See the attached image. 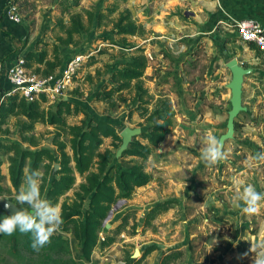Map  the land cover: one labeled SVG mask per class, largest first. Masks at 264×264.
Returning a JSON list of instances; mask_svg holds the SVG:
<instances>
[{"label": "rangeland", "instance_id": "374dc122", "mask_svg": "<svg viewBox=\"0 0 264 264\" xmlns=\"http://www.w3.org/2000/svg\"><path fill=\"white\" fill-rule=\"evenodd\" d=\"M74 1L17 0L23 19L18 26L21 29L19 39L6 35L4 38L0 31V97L6 91L4 79L7 81L12 52L25 57L29 51L47 50L51 59L57 45L63 60L61 68L76 55L83 54L87 59L74 79L69 95L92 102L96 117L114 124L120 133L127 127L147 130L150 127L147 119L154 101L147 106L149 113L142 117L143 109L138 110V104L133 102L134 89L115 95L112 99L114 106L96 102L101 90L113 87L110 77L107 78L110 75L108 71L121 68L134 55L133 49L123 46L133 45L145 48L149 60L146 73L152 67L150 74L145 73V88L155 99L160 96L169 98L177 115L172 133L144 162L153 181L137 189L131 200L117 209L114 207V215L107 222L110 229L105 227L101 231L100 239L103 241L110 232L114 235L124 219L127 220L112 246L102 248L99 245L88 263L81 258L74 237L62 232V224L52 236L66 239L72 257L80 264H132L128 258L136 251L141 253L136 259L141 261L139 264H161L163 257L172 250L183 253L182 258L172 264H253L254 253L249 251L251 244H264V202H261L257 213H243L232 199L236 188L233 181L241 180L254 185L258 192H264V161L252 160L256 153L264 152V102H252L248 96L245 97L244 105L248 111L238 116L235 137L227 141L223 148L227 158L208 166L200 158L202 141L209 132L218 140L227 132L228 113L232 108L229 90L220 84H206L205 74L211 63L213 72L218 69L213 62L220 57V53L213 61L209 59L211 54L200 38L196 40L195 52L182 59L184 62L178 66L180 56L176 54V46L180 47L179 43L161 39L157 34V31H167L163 30V26L170 33L175 26L173 24H178V21L187 25L186 12L176 6V1L80 0L78 6H74ZM127 10L138 24L145 26V36L118 35L115 23ZM88 12L94 15L90 33L76 36V43L70 46H62L57 41L58 37H65L59 27L60 21L69 24L71 13L82 14L88 24ZM101 15L103 18L100 20ZM168 36L171 37V34ZM7 42L13 46L6 54L3 49L8 47L5 46ZM148 55L153 59L150 60ZM92 60L96 61L95 65L88 66ZM83 119V115L70 117L68 123L79 125ZM16 124V119L10 121L11 132L7 136L0 135V142L21 143L29 148L18 136ZM55 132L54 127L36 126L34 135L40 141V148L55 151L52 144ZM111 144V139L105 140L102 150H114ZM67 153L72 156L70 149ZM0 161H3L0 171L3 176L1 186L4 188L0 198L14 202L20 209L27 208L28 205L15 199L17 192L8 176V154L0 151ZM130 161L141 163L134 157L120 162L124 167H131ZM81 183L82 179L78 177L69 197H73ZM166 200L174 201L172 209L157 217L151 226H146L149 210ZM148 247H155L156 250L144 257ZM0 264H17L1 246Z\"/></svg>", "mask_w": 264, "mask_h": 264}, {"label": "trees", "instance_id": "16d2710c", "mask_svg": "<svg viewBox=\"0 0 264 264\" xmlns=\"http://www.w3.org/2000/svg\"><path fill=\"white\" fill-rule=\"evenodd\" d=\"M79 1L75 0L74 6H78ZM1 2L0 21L6 18V4ZM88 14V24L85 23L82 14L71 13L69 24L60 21L59 27L65 37H58L57 41L62 46H70L76 43V36L83 37L90 33L94 15L89 12ZM102 18L103 15L99 17L100 20ZM10 25L13 27V32L6 30L4 36L19 39L17 28L20 25L16 26L14 23ZM115 29L118 35L132 37H143L147 32L145 26L133 19L129 10L120 15L115 23ZM123 47L133 49L134 55L121 68L113 72L108 71L113 87L110 90L107 88L101 90L96 101L114 106L112 99L115 95L134 89L133 102L138 104V110L143 109L142 117L149 113L147 106L152 105L154 101L153 109L147 119L150 127L142 130L141 135L134 139L122 156V159L127 157L140 159L141 163L130 161L131 167L122 166L120 162L122 159H116L117 150L122 144L118 128L92 115L70 98L66 101H58L49 107L45 106L47 104L45 96L29 103L19 95H14L1 102L2 96L9 90L8 81L5 79L6 91L0 97V135H9L10 121L16 119L18 136L22 143L29 146L25 148L21 143L0 142V151L8 154V176L13 189L19 191L24 182L26 168L38 169L41 173V198L60 206L62 232L74 237L78 242L81 258L88 263L91 262L93 253L99 245L108 248L116 242V235L120 234L127 220L124 219L114 235L110 232L102 241L100 234L105 229L110 212L121 201L131 200L137 189L153 181L152 175L145 169L144 162L166 140L176 125L177 112L171 100L161 96L155 99L145 88L144 76L149 67L145 48L133 45ZM256 50L258 51L257 48ZM12 54L17 58L19 56V53L12 52ZM52 54L53 58L49 59L47 50L29 51L25 55L26 66L42 76L53 75L63 65V60L57 45ZM95 63L96 61L92 60L88 66H94ZM35 65L38 68L34 69ZM79 115L84 116L79 125L68 123V118ZM39 124L55 128L56 132L52 139L55 151L40 148V141L34 135ZM107 139L112 140L111 147L115 148L114 150L111 148L102 150ZM68 149L72 152V156L67 153ZM2 165L3 161H0V167ZM55 165L59 166L57 171ZM78 177L82 179V183L71 198L68 194L75 188ZM2 178L0 171V195L4 192L1 186ZM173 204V200H166L154 205L147 214L146 226H151L157 217L172 209ZM6 215L0 207V218ZM31 241V233H22L18 230L12 235L0 233V246L17 264H80L72 257L69 242L61 236H51L50 242L39 251L33 250ZM155 250V247H148L144 257ZM170 252L163 257L161 264H172L183 256L178 250ZM128 260L132 264L141 262L133 259V256H129Z\"/></svg>", "mask_w": 264, "mask_h": 264}, {"label": "crops", "instance_id": "0c3cea01", "mask_svg": "<svg viewBox=\"0 0 264 264\" xmlns=\"http://www.w3.org/2000/svg\"><path fill=\"white\" fill-rule=\"evenodd\" d=\"M173 1L177 2L176 6H178V8L186 12L187 25L179 23L178 21V24H173V26H175L170 33H167L169 32L168 29L163 26V30L167 31H157V34L160 35L159 38L161 39H171L172 42L179 43L180 47L176 46V54L180 56L178 57V66L184 62L182 59H187L195 52L194 50L197 48L198 44L196 40L201 38L206 44L207 51L211 54L209 59L213 61L220 53V57L216 59V62H213L218 66V69L213 72L211 63L208 72L205 74V78L207 79L206 84L208 82L215 85L220 84L229 90L227 85L232 80V74L230 70L227 69L226 65L230 60L237 59L242 66L254 70L249 76L250 78L246 77L245 79L243 98L245 99V97L248 96L249 100L252 102L253 100L264 102L263 56L256 50L254 45L244 43L236 29L237 22L247 19H255L264 27V0ZM1 3H5V1L2 0ZM1 22L3 29L1 28ZM10 24L12 23L5 17L0 21V31L3 37L6 30L13 32V27ZM17 30L19 37L21 29L17 28ZM167 34H171V37ZM5 46L8 47L4 48L3 51L7 54L13 45L10 46L7 42ZM147 53L150 52L148 51ZM10 59L11 63L7 62L9 64H7L8 67L16 61L17 57L13 56ZM191 63H189V66H191ZM148 70L150 71L146 73V75L152 72V67ZM221 79L222 81H220ZM68 98L75 104L83 106L92 115L96 116L95 108L93 104H91L92 102L74 98L72 95H69Z\"/></svg>", "mask_w": 264, "mask_h": 264}, {"label": "clouds", "instance_id": "9594fccd", "mask_svg": "<svg viewBox=\"0 0 264 264\" xmlns=\"http://www.w3.org/2000/svg\"><path fill=\"white\" fill-rule=\"evenodd\" d=\"M203 147L200 158L208 165L213 166L227 158L220 141L211 133H207L202 141ZM252 160L264 161V152L256 153ZM24 182L21 184L15 199L27 208H18L12 215L0 218V233L12 235L17 230L22 233H31V247L35 251L42 249L50 242L51 236L62 224L61 211L47 199L41 198V173L38 169L26 168ZM236 185L233 201L245 214H255L259 211L261 202H264V192H258L254 185L246 184L234 179ZM2 200V199H0ZM5 207H12L6 204ZM253 255V264H264V244L252 245L249 250Z\"/></svg>", "mask_w": 264, "mask_h": 264}, {"label": "built area", "instance_id": "2783aa9c", "mask_svg": "<svg viewBox=\"0 0 264 264\" xmlns=\"http://www.w3.org/2000/svg\"><path fill=\"white\" fill-rule=\"evenodd\" d=\"M3 1L6 4V18L16 25L21 24L23 19L17 0ZM236 29L241 40L248 45H254L262 54L264 61V27L261 23L255 19L242 20L236 23ZM148 56L150 60L153 59L151 55ZM86 60L83 54L76 55L55 74L42 76L29 69L26 66L25 57L19 55L7 69L9 90L2 96L1 102L14 95H19L29 103L45 96L47 98L46 105L49 106L64 100L69 96V92L74 86V79L79 75Z\"/></svg>", "mask_w": 264, "mask_h": 264}, {"label": "water", "instance_id": "95a60500", "mask_svg": "<svg viewBox=\"0 0 264 264\" xmlns=\"http://www.w3.org/2000/svg\"><path fill=\"white\" fill-rule=\"evenodd\" d=\"M226 67L227 69L230 70L232 74V80L227 85L228 89L231 92L230 103H231L232 108L228 113L227 132L223 134L219 139L222 148H224L227 141L234 139L235 131H236V119L238 118V116L241 113H245L248 111V108L244 105V98H243L244 83H245L246 77L251 75L254 71L252 68H246L242 66L237 59L230 60L227 63ZM109 77L110 75L107 76V78ZM64 100L65 101L68 100V97H66V99ZM141 133H142L141 128H129V127L125 128L120 133V136L122 138V144L116 153L117 160L122 159L124 152L129 148V146L132 144L134 139L141 135ZM58 169H59V166L55 165V171H57ZM0 199H2L0 200V207L7 215H12L15 211L18 210L19 207L14 202L6 198H0ZM124 202L126 201H121L115 207V209L119 208ZM6 204H10L12 205V207H5ZM115 209H113L110 212L106 220V223H105L106 229H110L111 227L109 224H107V222L113 217ZM139 256H141L140 251H136L135 254L133 255V259H137Z\"/></svg>", "mask_w": 264, "mask_h": 264}]
</instances>
